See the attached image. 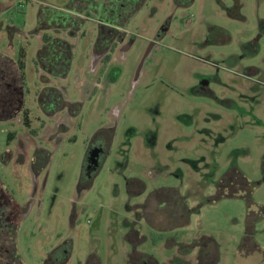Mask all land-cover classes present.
Returning <instances> with one entry per match:
<instances>
[{
	"label": "rangeland",
	"instance_id": "obj_1",
	"mask_svg": "<svg viewBox=\"0 0 264 264\" xmlns=\"http://www.w3.org/2000/svg\"><path fill=\"white\" fill-rule=\"evenodd\" d=\"M104 2L0 0V71L23 51L26 85L0 111V264H200L203 238L210 264H264V0L134 1L100 46ZM44 35L70 45L65 77L37 63Z\"/></svg>",
	"mask_w": 264,
	"mask_h": 264
},
{
	"label": "flooded vegetation",
	"instance_id": "obj_2",
	"mask_svg": "<svg viewBox=\"0 0 264 264\" xmlns=\"http://www.w3.org/2000/svg\"><path fill=\"white\" fill-rule=\"evenodd\" d=\"M117 1H119V3L121 5H123L124 7L121 9L118 8L116 10V12L113 10V8L116 9V4L113 6V8L112 7L110 8V6H109V8H107L104 4L103 10H101V8H99L97 10L99 17L103 16V17L107 18L108 20H112V22L115 23L113 25L111 24L110 26H102V27L100 26L99 27V32H98L99 34H98L97 42L100 43V46H102L106 43L105 41L107 40L108 37L109 38L111 36L113 38L115 37L113 34L116 33L117 28H115V26L118 23V20L116 18V13L121 12V10L126 11V12L127 11L130 12V10L132 11V6L134 5V1H138V0H117ZM109 2L110 3L116 2V0H109ZM70 11H72V10L64 9L63 11L62 10L60 11V13L62 15H60L59 17L63 18V19H60V21L62 22L60 24V26L67 21V16L69 14H72V12H70ZM126 12H124V14H126ZM108 35H110V36H108ZM2 69L3 70L0 71V88H1L2 97H3V98H1V101L7 107L8 104L11 105L15 101L18 102L19 95L16 96L17 89L15 87H14V90H8V91L7 90L5 91V89L2 88L3 85H6V86L8 85L9 87L12 88V85H11L12 81H9L7 79V76L8 77H12V76L8 75L6 68H2ZM40 101H41V108L44 109V107L46 108L47 101H50V98L46 97V95H43L42 97L40 96ZM42 101H44V102H42ZM10 105H9V107H10ZM2 112L6 114V112H8V111H2ZM11 112H13V115H15L17 111H11ZM106 147H107V145L105 146V144H103L102 142H94V144L92 146H90V148L88 149L87 158L85 161L86 176L90 175V173H92L95 170L96 166L99 165L98 163L102 159L104 152L107 149ZM0 235H1V232H0Z\"/></svg>",
	"mask_w": 264,
	"mask_h": 264
},
{
	"label": "trees",
	"instance_id": "obj_3",
	"mask_svg": "<svg viewBox=\"0 0 264 264\" xmlns=\"http://www.w3.org/2000/svg\"><path fill=\"white\" fill-rule=\"evenodd\" d=\"M43 38H44L43 39L44 44H43V47L38 52L39 59L37 60V63H40L42 59H47V65H43L44 69L50 70V72L53 75H55V76L66 73V70H67V67H68L66 65V61L68 60L69 46L70 45L65 40H63V39H61L59 37L53 38V37H50L48 35H44ZM23 56H24V53L22 51L21 52V57L17 61L18 62V67H19V69L22 72V76L24 75V68H25V62H24ZM59 57H61V60H64V63L60 64L59 62H57ZM26 121H27V124H28L27 118H26ZM263 170H264V165H263ZM231 171L235 172V170H231ZM234 172H232V173L234 174ZM232 173L230 172L229 173L230 175L227 174L219 182L218 191H219L220 195L225 194V191L228 190V189L230 191L231 182L234 181ZM235 174H234L235 176H239V174H237V173H235ZM240 178L246 180L244 178V176H242V175L240 176ZM246 183H247V180H246ZM246 183H244V184H246ZM245 188L248 189V192H247V190H245V191L247 192L246 197L249 198V194L251 192L250 186H248L246 184ZM237 192H238L237 190L229 192V195L233 196ZM250 221L251 220L249 219L248 220V223H249L248 227L252 226L250 224ZM7 226L8 227H6V229L5 228L0 229L1 235L6 233L7 236H8L6 238V240H5L6 244H3V245H4V249L6 250V252L8 254V258H11V260L12 261L14 260L15 263H16L17 252H16L15 239H14V230H15L16 226L15 225H9V224ZM3 229H5V230H3ZM12 245H13V248L11 249L10 246H12Z\"/></svg>",
	"mask_w": 264,
	"mask_h": 264
},
{
	"label": "crops",
	"instance_id": "obj_4",
	"mask_svg": "<svg viewBox=\"0 0 264 264\" xmlns=\"http://www.w3.org/2000/svg\"><path fill=\"white\" fill-rule=\"evenodd\" d=\"M104 4H105V6L107 8H109L111 3L109 2V0H106V2H104ZM99 18L100 19L98 21H100L99 23H100L101 27L102 26H110L111 24L112 25L115 24L114 22H112V20H108L107 18H105L103 16L99 17ZM43 44H44V42H43ZM43 44H42L41 48L43 47ZM40 49H39V51H40ZM7 58H8L9 61L8 60H6V61L9 62L8 64H10L9 68H12V71L10 70L11 72H9L8 68H7L8 75H11L12 78H13V81H12V84H11L12 88L9 87L8 85L7 86L3 85L2 88L8 91V90H14V87H15L17 89L16 96L19 95V100H18V102L15 101L11 105L8 104V106L6 107L5 105L1 104L2 103V101H1L2 97L0 96V111L1 112L2 111H22L23 107H25V98H26V94H25V91H26L25 74L22 76V72H21V70L18 67L17 60L11 59L9 57H7ZM42 63H47V59H42L39 64L43 65ZM65 75H66V73L57 75V77H59V76L65 77ZM0 91H1V88H0ZM1 93H0V95H2ZM9 105H10V107H9ZM61 107H62V104H59L58 106H55L56 109H54V111H56L57 108L60 109ZM44 109L47 111V107L46 108L44 107ZM12 116H13V114L11 116H8V118L12 117ZM6 117L7 116L0 114V118H6ZM168 192L170 193L169 194L170 195V199L172 197L171 200H175V197H179L177 192L175 191V189H171ZM170 199H167V200H170ZM169 203L170 202L167 201L168 206H170ZM147 206H148V204L146 205V207ZM146 207H145V209H146ZM0 221L1 222L6 221V217L4 215H2L1 213H0ZM11 223H13V222H11ZM11 223L9 224L7 222V225L9 224V225H15L16 226V223H13V224H11ZM16 229H17V227H16ZM135 235L138 238L141 237V234H139V232L136 233ZM190 247H192V248L198 247V251L196 253L199 255L198 257H199L200 264H210L209 261L211 260V256H210L211 252L207 250L208 242H207L206 238H203V239L199 240V242H194L193 244H190ZM141 256H142V259H143L144 263L147 261V258L150 261H152V263H155V261H156V259H154L151 256H148L147 254H144L143 252H141ZM156 263H157V261H156Z\"/></svg>",
	"mask_w": 264,
	"mask_h": 264
}]
</instances>
